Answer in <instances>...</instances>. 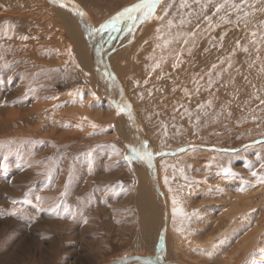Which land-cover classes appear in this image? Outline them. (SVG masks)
Instances as JSON below:
<instances>
[{
    "label": "bare ground",
    "instance_id": "1",
    "mask_svg": "<svg viewBox=\"0 0 264 264\" xmlns=\"http://www.w3.org/2000/svg\"><path fill=\"white\" fill-rule=\"evenodd\" d=\"M74 2L86 13L85 22L98 27L105 19L122 7L135 3L136 0H74ZM205 2L206 0H201V3L197 5L194 0H187V7L181 9L180 0H162L157 8L158 16L166 15L167 18L176 22L177 27L172 29L173 34L181 30L191 31L196 23L201 24V29L198 31H201L202 35H199L196 41L198 46L193 48L191 55L183 52L181 54L183 63L178 69L173 70L174 57L169 55L167 50L155 48L157 43H163V39H156V28L161 26L159 20L154 19L137 25L131 33L117 34V38L110 44H103L104 51L98 56L96 47L102 43L100 36H89L85 32L81 18L76 14L51 4L49 0H0V29L5 26V21L9 25H14V27H9L7 36L0 30V89L3 92L8 91L0 98V138L6 142L11 138L22 140L24 136L32 140L38 137L44 138L48 135L47 130L44 131V129L48 128L52 143L58 146L57 143L62 141L64 144L59 146L69 149L82 144L87 131H95L90 125L95 122L99 123L98 118L104 116L101 109L106 107L105 110H108L109 114L106 115L108 118L103 119H108L110 125L113 126L114 138L120 136L119 139H122L120 141L122 149L124 148V155L128 152L127 144H138L140 141H147L150 150L151 147L155 151L168 148L175 153L182 151L178 149L179 146L192 142L193 139L204 144L210 143L206 139V134L219 128L218 122L226 121V115H256L258 110L264 109L259 99H256V97L264 98V90H262L264 89V73L259 70L261 61H264V45L261 46L259 53L261 60H256V51L251 47L249 33L257 30L255 21L264 20V14L256 13L254 23L249 25L248 31H245L243 23H236V13L222 10L218 15H213L216 11L215 5L223 3V0H210L209 7L204 8L203 14L212 16L213 23L219 26L210 32H203V29L207 28V22L203 20V14H201V7ZM234 2L239 3V0H234ZM169 3L173 4V7L165 14L163 10ZM256 6H261L260 0H257ZM181 15L190 19L192 23L180 28L178 22ZM220 15H226L233 23L220 22ZM166 23L165 20L164 24ZM222 33L224 34L223 46L213 47L212 44L219 42ZM21 36H27L28 39L22 40ZM210 37L216 38L212 44L209 43ZM104 38L107 39L106 34ZM236 40L240 41L242 47L237 49L232 56L233 66L229 68L227 63L220 64L219 60L228 57L235 48ZM182 42L181 40L179 43ZM245 45L249 46V52L242 50ZM69 46L72 50L71 57L67 52ZM170 47L179 50L178 43ZM206 48L207 52L204 51ZM161 54L168 57L162 65L163 75L161 69L155 71L151 69L155 58H159ZM149 57H154V59H149ZM252 61L256 62L250 68L249 64ZM212 64H217V68L212 70L213 85L209 88L207 73ZM105 67L114 74L115 82L102 76ZM19 71L23 73L20 75ZM149 71H152L151 76L148 75ZM216 73H219V76ZM18 77L20 80L15 84L17 86L13 90L7 88ZM157 77L161 78L157 79ZM194 78L199 81V91L196 90L197 85L193 82ZM145 80L148 81L147 84L144 83ZM86 81L92 90L89 93V99L82 97L80 89L69 87H78ZM57 87L63 88V91L59 92ZM185 88L189 95H185L183 91ZM158 89H163V91ZM149 90H151V95H149ZM124 100L131 105V119L125 112L117 114L115 102ZM209 100H211V106L207 103ZM201 104L204 105L203 108L199 107ZM94 106L99 109L96 113L91 110ZM100 106L103 107L100 108ZM68 107L70 108L67 113L60 111L61 109L67 110ZM86 118L92 121H86ZM182 133L188 136L185 140L183 138L173 140L174 135L181 136ZM123 142L125 147H123ZM202 147L205 146L202 145ZM187 152L203 155L217 154L215 156L220 157L217 151L206 149ZM187 152H181L178 156L171 155L169 158H161L164 156L161 155L159 160L156 156L153 159L155 162L152 169L140 161H132L130 164L126 161L127 168L137 176L138 180V186L135 187L137 188L136 202L139 219H141L139 221L140 231L151 232L149 236L139 235L138 243L133 249H140L143 242L147 249L151 248L148 244L155 245V251L152 248L153 251L150 252L146 250L144 253L130 252L126 257L157 258L159 256L163 264H194L188 259L185 261L184 256L183 258L178 257L177 250L197 247L205 250L203 252L206 254L211 253L208 250L209 247L214 249L220 246V237L229 235L232 226H236L237 229H245L249 226L247 223L254 214L250 218L241 219V217L248 213L249 209H256L258 206L252 190L236 189L235 191L238 192L236 195V192L233 195V191L229 193V199L232 202L231 210L226 214L228 221L225 225L219 226L212 233V239L206 243H198L189 235V218L184 219L183 223L179 215L173 218L172 198L176 197L179 206L189 214L186 204L183 203L186 194L182 192L187 193L189 189L191 193L190 188L197 185L195 177L189 178L185 173L193 172L196 164L194 161L192 163L188 161ZM163 153L166 152L163 151ZM208 163L205 165L208 166ZM185 176L189 179L185 180ZM165 177L168 178L167 184H165ZM159 178H161V183ZM185 181L191 184L187 187L184 184ZM230 182L232 180L228 179L226 184L230 185ZM160 187H163L166 192ZM195 198L197 200V197ZM187 199L186 196V202L189 203ZM158 202L162 206L161 210H158ZM194 203H196L195 200ZM167 215L172 218V221L169 219L168 223ZM191 220L195 222V218ZM214 223L212 222L211 225ZM205 226L202 225L204 229ZM177 228H183V232L177 231ZM195 229L200 232L203 230L197 227ZM166 234L171 238L170 246L167 245ZM161 235H163L162 248L159 246ZM242 236L238 235L240 239L236 241V248L250 241L247 236L241 238ZM252 236L255 242L258 235L255 233ZM208 257L211 258V255ZM179 258L180 260H177ZM169 260L174 261L168 262ZM224 263L227 262L224 261ZM124 264L141 263L132 261Z\"/></svg>",
    "mask_w": 264,
    "mask_h": 264
},
{
    "label": "rangeland",
    "instance_id": "2",
    "mask_svg": "<svg viewBox=\"0 0 264 264\" xmlns=\"http://www.w3.org/2000/svg\"><path fill=\"white\" fill-rule=\"evenodd\" d=\"M22 73L19 71L20 75ZM19 80L20 77L13 84L6 85L7 88L13 90ZM69 87L80 89L82 97L90 98L92 90L87 81L78 87ZM57 90L61 92L63 88L57 87ZM6 92L0 89V98ZM69 108L60 111L67 113ZM97 108L94 106L91 110L96 113ZM105 108L101 109L104 116L98 118L99 123L93 120L97 125L95 131H87L83 143L69 149L59 146L64 144L62 141L55 146L48 128L44 129L48 133L44 138L32 140L24 136L22 140L11 138L7 142L0 138V264H107L126 257L130 252H150L152 248L155 251L153 243L148 244L151 248L147 249L141 241L142 251L133 249L139 235L149 236L151 232L140 231L137 176L127 168L123 159L122 139L120 141V136L114 138L113 126L108 119H103L109 114ZM256 115H226V121L218 122L219 128L206 134L208 144L193 139L187 145L179 146L178 149L182 150L179 152L173 153L168 148L157 150L166 152L164 156L160 155L161 158L191 150L220 153L218 157L217 154L187 152L188 161L196 164L193 172L185 173L189 178L195 177L197 185L190 188L191 193L189 189L188 194L182 192L186 194L183 203L189 210V235L198 243L212 239V233L227 223L226 214L231 210L232 202L229 193L233 191L236 195V189L252 190L255 202H258L248 227L237 229L232 226L229 235L220 237V246L209 247L211 258L201 248L186 247L183 250L179 244L178 257L184 256L185 261L194 264H264V168L261 167L264 164V143H253L264 140V109L258 110ZM91 119L86 118V121ZM183 133L180 134L182 137L174 135L173 140H185L188 136ZM245 145L251 146L245 148ZM151 150L157 152L152 147ZM160 156H157L158 160ZM207 162L208 166L205 165ZM228 179L232 180L230 185L226 184ZM185 182L187 187L191 184ZM157 204L161 210L162 206L159 202ZM169 217L167 215V223L169 219L172 221ZM212 222L216 223L211 225ZM202 225H206L205 229ZM195 227L203 229L202 232ZM253 230L258 235L255 242ZM168 234L165 237L170 246L171 234ZM239 234L243 235L241 238L247 236L250 241L236 248Z\"/></svg>",
    "mask_w": 264,
    "mask_h": 264
},
{
    "label": "snow or ice",
    "instance_id": "3",
    "mask_svg": "<svg viewBox=\"0 0 264 264\" xmlns=\"http://www.w3.org/2000/svg\"><path fill=\"white\" fill-rule=\"evenodd\" d=\"M49 2L53 5H58L60 8H64L69 10L70 12L76 14L78 17L81 18V23L83 24L85 28V32L89 36L93 35H99L101 38L102 43L100 45H97L96 52L99 56L103 51V44H110L113 40L117 38V34L121 32H133L135 30V27L137 25L143 24L147 21L151 20H159L161 26L156 28V39L160 40L163 39V43H157L155 45V48H160L168 51L169 55H172L174 57L172 62V68L173 70L178 69L180 65L183 63L181 54L183 52H187L191 55L193 48L197 47V37L199 35H202L201 31H198L201 29V24L196 23L195 28H193L191 31H176L175 34H173L172 29L177 27L176 22H174L173 19L167 18L166 15L158 16L157 15V8L161 4L162 0H136L135 3H132L130 5H127L125 7H122L119 11H117L115 14L110 16L109 18L105 19L98 27H93L90 23L85 22L84 17L86 16V13L83 11V9L74 2V0H49ZM194 3L199 5L201 3V0H194ZM210 0H206V2L201 7V14H203L204 8L209 7ZM257 0H239V3H235L234 0H223V3H217L215 5V13L213 15H218L222 10L231 11L237 14V20L236 23L240 24L243 23L244 30L248 31L249 25L254 23V17L256 13L264 14V0H260V7L256 6ZM173 7V4L169 3L167 7L164 8V13L166 14L170 8ZM179 7L181 9H184L187 7V0H180ZM247 9V10H246ZM188 15L190 16L191 13L189 12ZM203 20L207 22V28L203 29V32H210L212 29L219 26V24L213 23L212 16H209L207 14H203L202 16ZM167 21L166 24H164V21ZM219 21L222 23H233L230 19L227 18L226 15H220ZM179 26L180 28H183L185 25H190L192 21L190 19H187L185 16L181 15V18L179 19ZM257 25V30L251 31L249 33L250 39H251V47L255 49L256 51V60H261L260 57V50L261 46L264 45V20L255 21ZM9 27H14V25H9L7 21H5V26L3 29H0L3 31V34L5 36L8 35ZM105 34L107 36V39H105ZM20 39H28L27 36H21ZM215 37L209 38V43L212 44V41L215 40ZM183 41L182 43H179L180 41ZM224 40V34L222 33L219 37V42L212 44L213 47H222ZM174 43L179 44V50H176L175 47H170L174 45ZM241 43L239 40L235 41V48H233L232 52L229 53L228 57L226 58H220L219 63L224 64L227 63L228 67L231 68L233 66V60L232 56L235 54L237 49H241ZM242 50L244 52H249V46L245 45L243 46ZM71 47L67 49L69 57H71ZM205 52L208 51V49H204ZM167 55L161 54L159 58H155V62L151 65L152 71H155L156 69H161V74L163 75L162 71V65L163 62L167 60ZM149 59H154V57H149ZM100 61H98L99 63ZM256 61H252V63L249 64V67H252V64H254ZM217 68V64H212L211 68L209 69L207 75L209 76V79L207 81L208 87L211 88L213 85L212 81V70ZM224 71H227V69H223ZM260 72L264 73V61H261V67ZM152 71H149L148 75H152ZM217 76H219V73H216ZM102 76L107 79L111 80L112 82H115V76L113 73L109 72L107 68L105 67L104 72L102 73ZM161 77H157V79H160ZM202 79V77H201ZM245 80H247V77H245ZM147 80L144 81L145 84H147ZM197 85V91H199V81L194 78L193 81ZM138 83V82H137ZM255 87V85H253ZM159 91H163V89H158ZM175 90V89H173ZM264 90V89H262ZM185 95H189L188 90L185 88L183 89ZM122 94V92H121ZM151 90H149V95H151ZM94 95V94H93ZM142 98V97H141ZM256 99H259L260 105L264 106V98L256 97ZM208 105L211 106V100H209ZM115 107L117 109V114H120L121 112H125L128 114L129 118L132 117V109L131 105L126 101L122 102H115ZM200 108H203L204 105H199ZM255 119V117H253ZM197 120H199V117H197ZM93 129L97 127L94 123L90 125ZM253 143H264V140L262 141H253ZM251 145H245L244 147H250ZM126 148L128 149V152L124 155L123 159L127 161L129 164L132 161H140L145 164H147L149 169H152L153 167V159L154 156H160L164 155L163 152L153 153L150 150V147L148 145L147 141H140L138 144H127ZM232 151H235L234 149ZM259 155V153L257 154ZM261 167L264 168V164H261ZM230 169H225V171H229ZM183 170H181L182 172ZM165 184L168 183V178L165 177ZM185 180H188V177H184ZM171 191V189H169ZM63 195V193L61 194ZM40 197H37V200H39ZM172 212H173V218L175 219L178 215L182 218L181 223L184 222V219L188 217V214L183 211V208L179 206V201L176 197L172 198ZM256 212L255 208L249 209L248 213H245L241 219L250 218L252 214ZM179 232H183V228H177L176 229ZM161 248L163 247V235L160 236V245ZM194 251L196 249H193ZM208 255H211V253H207ZM128 258L124 257L122 258L120 264H124V261H126ZM136 260H141L140 257H136ZM157 259L159 260L160 257L158 256ZM142 264H152L151 258H143Z\"/></svg>",
    "mask_w": 264,
    "mask_h": 264
},
{
    "label": "water",
    "instance_id": "4",
    "mask_svg": "<svg viewBox=\"0 0 264 264\" xmlns=\"http://www.w3.org/2000/svg\"><path fill=\"white\" fill-rule=\"evenodd\" d=\"M136 257H140V256H129V257H127L128 259L126 261H124V263L125 262H132V261H134V262H140L142 264L143 258H148V257H140L141 260H136L135 259ZM121 260L120 261H118V260L111 261V262H109L107 264H119L121 262ZM151 261H152V264H163V262L160 261V259L158 260L156 257L155 258H151Z\"/></svg>",
    "mask_w": 264,
    "mask_h": 264
}]
</instances>
